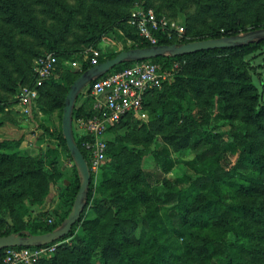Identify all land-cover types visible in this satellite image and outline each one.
Masks as SVG:
<instances>
[{
	"label": "trees",
	"instance_id": "obj_1",
	"mask_svg": "<svg viewBox=\"0 0 264 264\" xmlns=\"http://www.w3.org/2000/svg\"><path fill=\"white\" fill-rule=\"evenodd\" d=\"M123 1L125 0H94L100 14L108 19V24L103 18L94 20L90 16L81 25L86 30V38L82 40L84 43L96 45L100 39L109 37L116 25L126 24L130 13L118 8H108L110 5L121 4ZM24 10L27 11L24 0H0V21L3 26H13L29 37L41 38L47 51L54 53L60 63V55H63L60 47L62 41L66 39L65 32L72 28L71 18L65 19L59 15L58 18L65 24V27L63 26L65 31L54 35L53 31L41 28L37 21L29 17ZM241 11L242 8L233 9L229 0H206L202 12L214 13L220 21L218 27L207 36L203 32L196 31L195 36L189 40L183 39L176 42L160 38L158 45L220 38L264 28L260 16L257 15L251 28L247 29L240 17ZM129 29L128 36L137 41L136 45L131 48L151 46L150 43L143 41L135 30L130 27ZM12 39L4 30H0V44L9 51L8 56L13 51ZM128 49L130 48L124 47L119 52L100 59L99 63ZM182 60L188 61L187 68H190L195 75L194 80L186 82L184 77L179 78L178 85L192 86L198 96L205 91L209 92L213 97L218 98L221 117L230 119L240 117L244 123L253 127L256 134L260 133L264 136V40L243 47L202 51L176 58L153 59L155 62L166 65L172 61ZM132 64L119 65L110 73L123 70ZM90 67L92 65L88 60L84 62L82 70L77 74L67 73L62 76L61 79L68 87L65 94L55 90L54 87L57 88V86L51 85L59 70L57 67L54 76L39 88L36 108H39L42 100L48 96L51 100L50 110L61 109L62 124L65 98L70 86ZM23 75L21 82L26 84L28 77L26 73ZM31 77L29 87H33L35 82L34 77ZM164 87L162 97L165 99L160 101L162 112L174 114L176 112L182 116L183 111L189 110L183 108L182 99L185 93L177 90V85H165ZM158 92L159 90L154 91L146 97L148 114L150 105ZM233 98L239 100L235 107L232 106ZM91 116L92 102L87 99L81 105H76L74 124L80 119L87 120ZM182 117L184 121L181 127L185 133L183 140L196 155L190 163L195 168L196 175H184L173 180L166 179L164 181L166 191L163 195L157 191L152 194L157 208L164 210L163 217L152 211L148 212L140 220V235L129 234L121 224L117 223L110 231L106 243L100 244L96 234L98 220H85L86 210L91 203H116L115 214L120 215L124 206L118 204V199L125 192L126 184L121 180L116 182L114 187L117 189L113 194L118 198H94L92 177L88 205L80 222L73 227L68 236L58 241L62 242L75 235L73 243L72 245H61L55 252V254H68L71 261L56 256L50 260L42 259L35 264H58L61 260L67 264H182L186 258L201 264H251L244 262L243 254L247 251L249 240L264 239L261 229L264 225V200L260 204L237 203L233 200L235 195L250 198L264 196V138L261 139L260 135L248 138L242 133L235 134L233 130L230 134L219 130L207 133L195 118L187 115ZM133 121L140 122L132 115H128L119 123L109 127L108 133L122 123ZM55 136L59 140L61 149L73 161L63 138L62 129ZM75 138L86 160L89 161L81 139L76 133ZM125 141L127 138L121 136L116 137L113 142L108 139V161L105 165L111 163L110 159H117L123 154L136 156L135 163L138 166L141 165L145 152L129 149ZM224 152L238 156L236 163L232 164L228 160L222 161L221 155ZM60 153L58 148H50L42 156L32 157L21 150L20 144L15 141L0 142V210L3 213L1 221L5 227L4 231L0 232V236L22 231L45 234L54 230L67 218L80 188L74 164L73 169L78 184L66 200L65 209L58 220L51 225L46 224V213L44 212L31 218L30 222L24 220L29 207L42 206L45 203L49 194V185L56 179L55 176L45 172V167H50L55 171ZM155 158L160 172L157 178L159 182L162 175L173 171L175 160L167 145H163L155 152ZM140 177L141 170L139 169L131 179L130 188L137 192L140 202L145 203L148 199L145 198L144 191L139 186ZM136 199V197L127 198L125 202H135ZM18 204L24 206V211H19L20 208L16 207ZM118 217L120 220L123 218ZM7 218H10L11 222H8ZM80 223H82L81 229L75 234ZM253 223H258L259 226L251 229ZM209 228L214 229V235H206L202 232ZM170 233L185 237V244L180 246L171 243L170 236H168ZM140 250L148 255L144 260H140L135 254ZM4 252L5 250H0V264H2Z\"/></svg>",
	"mask_w": 264,
	"mask_h": 264
},
{
	"label": "rangeland",
	"instance_id": "obj_2",
	"mask_svg": "<svg viewBox=\"0 0 264 264\" xmlns=\"http://www.w3.org/2000/svg\"><path fill=\"white\" fill-rule=\"evenodd\" d=\"M229 1L233 9L242 8L240 17L247 29L251 28L257 15L260 16L261 24L264 25V0ZM24 3L27 6V11L24 10V12L36 20L41 28L50 32L53 31L54 35L65 31V24L58 18L59 15L65 19L71 18L72 28L65 32L67 34L66 39L62 41L60 47L63 55H60L59 70L51 82V85L57 86L54 89L61 93L65 94L68 88L61 79L62 76L67 73L75 75L80 72L84 62L90 60L95 52L100 54L99 60L105 59L111 54L119 52L122 48H131L137 43V41L128 36L129 27L133 29L129 25V19L126 24L116 25L111 35L100 39L96 45L84 43L82 40L86 38V30L81 25L90 16L94 20L103 18L108 24V19L100 14L94 0H24ZM204 4H206V0H125L121 4H113L108 8H118L123 12L130 13V17L137 10H153L157 16L166 17L172 23L183 28V31L175 35L173 39H168L177 42L193 38L196 31L203 32L207 36L214 28L218 27L220 21L214 13L202 12ZM0 30H4L10 38H13V51L10 56H8L9 51L0 44V142L5 140L15 141L20 144L21 150L32 157H40L50 148H58L61 152L55 171L50 167H45V172L56 178L49 185V194L45 203L42 206L29 207L24 218L26 222H30L31 218L44 212L46 213V224H49V220L54 223L64 211L66 200L78 184L73 169L74 163L61 149L59 140L55 136L61 130V109L50 110L51 100L48 96H45L39 108H34L30 115H25L22 113L17 101L18 94L24 88H29L30 77H34L35 61L40 56L50 54V52L47 51L41 38L29 37L13 26H3L1 21ZM135 33L138 35L136 31ZM75 61L79 63V67H73ZM174 62L179 63L180 68L168 86L177 85V90H182L185 93V97L182 99L183 108H188L189 110L183 111L184 116L195 118L201 128L207 133H214L219 130L230 134L231 130H233L235 134L242 133L248 138L251 136L256 137L257 135H260L261 139L264 138L260 133L256 134L253 127L244 123L240 117L238 119L221 117V112L218 108V98L213 97L209 92L205 91L198 96L192 86L183 87L178 85L179 78L184 77L185 82L191 81L195 73L190 68H187L189 65L188 61ZM23 73H26L28 77L27 85L21 82L24 76ZM164 91L165 87L159 90L156 97L154 96L155 98L150 105L148 119L140 120V122L122 123L107 134V138L111 142L115 141L118 136L127 138L125 144L128 148L135 151L142 150L145 152V156L141 165L138 166L135 163L136 156L123 154L117 159H110V164L107 163L100 171L94 173V198H118L113 194L117 189L114 187L116 182L121 180L126 184L125 192L118 199V204L124 206L120 215L115 214L116 203H91L86 210L85 220H98L96 234L100 244L106 243L110 231L117 223L121 224L129 234L136 233L140 235V220L148 212L152 211L156 215L163 217L164 210L157 208L152 199V194L157 191V193L163 195L166 191L164 181L166 179L173 180L184 175H196L195 168L190 164L196 155L183 140L185 136L181 127L184 121L183 115L181 116L180 113L176 112L175 114L166 111L162 112L160 108V101L165 99L162 97ZM238 102V98H233L232 103L234 105L232 104V106L235 107ZM82 103L83 98L80 97L77 105ZM74 131L77 132L76 124H74ZM163 145H167L170 148L175 160V168L169 174L162 175L161 180L157 182L160 172L157 167L155 152ZM237 158L238 156L228 152H224L221 155L222 161L228 160L232 164L236 163ZM139 169L141 170L139 186L144 191L145 198L148 199L145 203L140 202L137 192L130 188L131 179ZM131 197H136V201L125 202V199ZM263 200L264 196L250 198L244 195H235L233 202L260 204ZM16 207L20 208V212L25 209L21 204L16 205ZM118 216H122V220ZM2 218L3 213L0 210V232H3L5 228L1 221ZM6 220L11 222L10 218ZM81 225L82 223H80L75 234L80 231ZM257 226H259L258 223H253L251 229H256ZM263 226L261 228L262 234H264ZM202 232L206 235L215 234L213 228L202 230ZM172 235L171 233L168 234L171 243L180 246L185 244V237ZM74 237L75 235L64 240L60 246H63V244L72 245ZM247 246V251L243 254L244 262L264 264V239L249 240ZM54 254L43 259L50 260L56 256H61L71 261L66 253ZM135 254L140 260H144L148 256L141 250L136 251ZM58 264L67 263L61 260ZM182 264L201 263L186 258Z\"/></svg>",
	"mask_w": 264,
	"mask_h": 264
},
{
	"label": "built area",
	"instance_id": "obj_3",
	"mask_svg": "<svg viewBox=\"0 0 264 264\" xmlns=\"http://www.w3.org/2000/svg\"><path fill=\"white\" fill-rule=\"evenodd\" d=\"M129 25L151 46L158 45L160 38L173 39L183 31V28L166 17L157 16L153 10L145 9L133 12ZM99 55L95 52L89 60L92 66L99 63ZM58 64L59 59L53 53L44 54L35 61L34 86L24 88L17 96L22 113L30 115L36 108L39 88L54 76ZM73 67H79V63L75 61ZM179 68V63L174 61L169 65L153 60L134 62L123 70L99 78L84 90L83 102L91 100L92 116L87 120H78L75 123V133L81 139L82 147L88 155L92 177L107 161L109 127L128 115L138 120L148 119L146 97L170 84ZM48 222L53 224L52 220ZM62 242L42 247L5 249L2 264H34L53 255Z\"/></svg>",
	"mask_w": 264,
	"mask_h": 264
},
{
	"label": "water",
	"instance_id": "obj_4",
	"mask_svg": "<svg viewBox=\"0 0 264 264\" xmlns=\"http://www.w3.org/2000/svg\"><path fill=\"white\" fill-rule=\"evenodd\" d=\"M263 40L264 28H261L220 38L130 48L118 53L113 58L93 65L83 72L71 84L66 95L61 125L63 138L76 167L80 181V188L71 212L58 227L48 233L32 234L30 231H22L0 236V250L8 248L42 247L56 243L68 236L72 232L73 227L80 222L82 214L88 205L92 172L75 138L74 113L80 96L94 81L105 76L117 66L125 63L153 60L160 57L176 58L202 51L243 47Z\"/></svg>",
	"mask_w": 264,
	"mask_h": 264
}]
</instances>
